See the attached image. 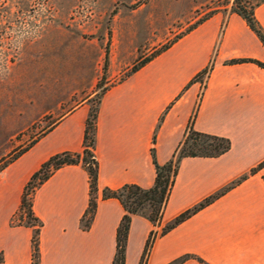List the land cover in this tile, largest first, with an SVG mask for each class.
I'll return each mask as SVG.
<instances>
[{
    "label": "crops",
    "instance_id": "1",
    "mask_svg": "<svg viewBox=\"0 0 264 264\" xmlns=\"http://www.w3.org/2000/svg\"><path fill=\"white\" fill-rule=\"evenodd\" d=\"M255 14L264 28V4ZM221 22L218 15L202 24L194 32L190 47L181 40L174 49L103 94L95 145L99 201L94 221L90 230L81 229L89 204L86 170L81 166L58 170L34 198V212L44 223L40 264H111L117 228L125 211L117 199H102L103 189L115 190L126 184L151 188L156 178L152 150L159 164L170 161L188 133L192 115L196 114V131L226 137L232 148L219 158L182 160L162 226L264 162V69L254 63L229 68L218 61L197 109L194 95L188 93L192 98L183 96L159 120L166 107L179 97L185 78L202 67L200 62L208 56ZM233 52L264 63V46L234 13L221 55ZM187 64L193 65L191 69ZM89 100L61 117L0 174V252L4 264H33V231L10 228V218L21 204L25 185L44 162L58 153L82 152ZM263 177L264 168L159 237L148 264H169L186 255L202 258L208 264H264ZM152 229L145 218L133 217L128 256L136 235L142 244ZM183 264L200 263L190 259Z\"/></svg>",
    "mask_w": 264,
    "mask_h": 264
},
{
    "label": "rangeland",
    "instance_id": "2",
    "mask_svg": "<svg viewBox=\"0 0 264 264\" xmlns=\"http://www.w3.org/2000/svg\"><path fill=\"white\" fill-rule=\"evenodd\" d=\"M233 2L0 0V174L24 148L85 99L90 98L89 108L95 109L100 95L124 83L134 74V67L171 51L181 40L188 42L187 47H190L195 39L194 32L220 15L222 22L218 25L208 59L202 60V67L185 78L179 97L166 107L159 120L164 119L163 115L177 100L190 97L188 93L194 95L196 110L203 102L217 62L232 68L242 64H232V61L244 59L236 52L221 55ZM188 57L191 58V54ZM191 65L186 67L191 69ZM195 116L192 115L189 128L194 129ZM153 142H156L155 134ZM262 164L222 190L231 187L225 192L227 194L261 171ZM36 191H30L28 196L32 205ZM21 206L22 200L10 218V228L26 227L22 225L26 213ZM172 220L164 226L162 217L154 223L149 221L153 229L142 244L136 235L129 256L127 245L125 264H148L154 243ZM0 260L4 264L3 251Z\"/></svg>",
    "mask_w": 264,
    "mask_h": 264
},
{
    "label": "trees",
    "instance_id": "3",
    "mask_svg": "<svg viewBox=\"0 0 264 264\" xmlns=\"http://www.w3.org/2000/svg\"><path fill=\"white\" fill-rule=\"evenodd\" d=\"M264 4V0H234L231 12L240 16L247 24L249 29L256 35L259 41L264 46V28L256 18L255 11L258 7ZM151 59H146L139 66L134 67L132 73L137 72L145 66ZM255 63L264 68V63L254 59H239L232 61L236 63ZM104 93L98 100V106L95 109H90L85 123L83 150L77 152H62L53 155L44 162L38 171L30 178L25 187V192L22 198L21 208L25 210L26 220L22 221V225L31 228L32 235V262L40 264V234L44 227L43 221L38 218L33 212L32 201L28 199L29 193L35 192L45 182H47L58 170L67 166H81L88 174L89 178V204L88 208L81 219V228L89 230L94 219L98 206V180H99V165L95 156V145L97 135V120L99 114V104ZM48 129L45 133H47ZM44 133V134H45ZM41 137V136H40ZM38 137V139L40 138ZM32 141L19 154H23L37 142ZM232 148L231 140L226 137L201 133L188 128V133L180 144L178 151L173 158L167 163L161 165L156 160L155 149L152 150L153 163L156 170V178L154 185L151 188H142L136 184H126L119 189L104 188L102 191V199H117L125 214L122 217L116 232V251L111 264H125L126 250L128 245V237L132 225L133 217L136 215L144 216L150 222L154 223L159 220L166 208L169 196L175 184L180 163L185 158H219L228 153ZM264 163L260 166L263 167ZM254 173L256 171H253ZM231 187L226 188L196 205L195 207L185 211L174 218L162 231V236L166 235L177 226L191 218L193 215L211 205L217 199L225 194ZM195 259L203 264H207L202 259L186 255L171 264H183L187 260ZM0 264H2L0 260Z\"/></svg>",
    "mask_w": 264,
    "mask_h": 264
}]
</instances>
